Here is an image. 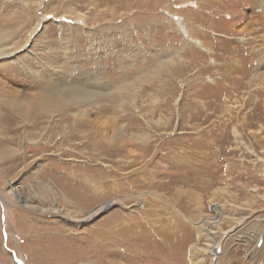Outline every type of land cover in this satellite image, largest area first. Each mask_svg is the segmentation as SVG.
I'll list each match as a JSON object with an SVG mask.
<instances>
[{
    "label": "rangeland",
    "instance_id": "1",
    "mask_svg": "<svg viewBox=\"0 0 264 264\" xmlns=\"http://www.w3.org/2000/svg\"><path fill=\"white\" fill-rule=\"evenodd\" d=\"M0 20V123L54 61L126 87L0 129V264H264V0H0ZM101 117L136 122L121 154L84 136Z\"/></svg>",
    "mask_w": 264,
    "mask_h": 264
},
{
    "label": "bare ground",
    "instance_id": "2",
    "mask_svg": "<svg viewBox=\"0 0 264 264\" xmlns=\"http://www.w3.org/2000/svg\"><path fill=\"white\" fill-rule=\"evenodd\" d=\"M37 6H38V8L41 7L42 6V1L37 2ZM8 21L7 22L5 21L6 23L4 24V21L0 20V57L4 56L5 51L8 49V47L10 45H12V41H14V39L17 37V30H15L14 26L12 24H10ZM183 21H184V19H180L179 18L177 23L181 27V29L183 30L184 34L186 35L185 37L188 38V40L191 41L192 43H194L196 46H198L202 50L206 51L207 49L202 44V42L197 40V39H194L192 37L190 31H188V28L185 25L186 23H184ZM18 22H20V21H18ZM38 26H39V24H38ZM51 64L53 66H55V68H49V67L46 68V69L43 68L44 70H43V74L42 75L38 74L37 72H36L37 74L35 73L36 76H37V79H38L37 81L39 82V84H42V85H39V86L40 87L44 86V87L41 88V90L37 91V92L40 91L39 93H34V94H31V95H28V94L24 95L21 92L20 94H16L14 96L11 94V92L8 94V96H10L9 97L10 98L9 101H11L8 104H10V103L11 104L8 107L7 115H5L3 117V119H2V121L0 123V129L2 131L3 130L7 131L9 129H13V125L18 127L17 123H16L17 122L16 121L17 118L20 120L19 123H22V124L30 123L31 125H33L34 123H36L35 121L38 118L37 115H35L36 111H38L39 114H44V113L50 112L52 110V108H57L59 111L63 112V110L66 109L69 105L75 103L74 101H78V100H80L82 98L84 99L83 102H85V101L86 102L87 101H93V103L98 104L102 100H106V99L112 98V96H116V97H113V99H112L115 103H120L121 104V103L124 102L125 88H126L125 87V81L120 84V86H119L120 88H117V90L114 93L113 92H108L109 88H110V85L104 79L102 80L100 78L101 80L97 81V86H93V87H88L86 85H83V82H82V84H78V82L75 83V84L73 82L69 83L68 79H71L72 77L70 78V75L68 76L67 72H63L62 71L61 66H59L60 64L58 65L57 61H54V63H51ZM41 65H42V63H41ZM43 65H45V64H43ZM25 71H27V70H25ZM29 71L31 72L32 70L29 69ZM25 73H28V72H25ZM29 74H31V73H29ZM4 76L5 77H7V76H15L14 75V70H10V72L5 73ZM101 82H103V84H100ZM92 90H94V92ZM11 95H12L13 98H11ZM32 109H33V111H32ZM77 116H79V115H77ZM102 118H104V117H101L98 120L88 119L86 121L84 120L85 122L82 121L83 124L81 123L82 125L81 124H79V125H80L81 129L85 128L83 130L84 131V136L85 135L88 136L89 137V138H87L88 140L90 138H92V140H91L92 143H90L89 145L92 146L95 150L98 149V148H101V149H103L105 151V153H103L102 150L96 151V152H99L100 155H105L107 153H113L112 151H116V150H119V152L121 154L123 151H125V141L121 137V136L125 137V133L123 131V128H124L123 125H125V130H127V127L130 126V125L131 126L135 125L137 127L136 122H134L133 119L132 120H128V122L126 124H123L119 128L117 126V124H116L117 121H118V117H116L112 121L109 118L105 119V120H102ZM69 120L71 121V118ZM124 120H125V118H124ZM37 125H39V124H37ZM43 129H45V127ZM234 131H235V136H236V138H237V140L239 142L240 141L239 140L240 134H239L237 129H235ZM10 133H12V131H10ZM80 133H81V131H80ZM109 134H112V136H113L114 140H112L113 142L111 141L112 143L110 141H108L107 136ZM84 138H86V137H84ZM239 144H240V142H239ZM109 148H111V149L108 150ZM117 154L118 153H115L116 156H117ZM141 158H143V156ZM118 164H121V163H118ZM121 165H119V166L121 167ZM119 166H117V167H119ZM146 172H148V170ZM151 177H153V176H151ZM111 203L113 204V201ZM107 205L110 206L111 204L108 203ZM102 206L104 207V205H102ZM103 207L97 209L95 212H91V213L88 212L86 220H90V219L94 218L101 210L104 209ZM201 223H203V222H201ZM199 225H200V223H199ZM216 225H219V224H216ZM177 227H179V226H177ZM197 228H198V236L200 238L202 236V234H203V231L206 230V229L203 228L202 224L200 226H197ZM238 230H239V228H238ZM206 233H207V235H209L208 232H206ZM183 249H185V248H183ZM194 249H196V248L194 247ZM196 250H198V248ZM185 253L186 252H184L183 254H185ZM187 254H189V253H187Z\"/></svg>",
    "mask_w": 264,
    "mask_h": 264
}]
</instances>
